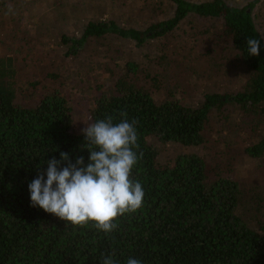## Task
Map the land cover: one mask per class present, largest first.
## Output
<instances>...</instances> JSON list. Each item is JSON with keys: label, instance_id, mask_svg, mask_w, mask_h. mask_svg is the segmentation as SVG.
Instances as JSON below:
<instances>
[{"label": "trees", "instance_id": "trees-1", "mask_svg": "<svg viewBox=\"0 0 264 264\" xmlns=\"http://www.w3.org/2000/svg\"><path fill=\"white\" fill-rule=\"evenodd\" d=\"M42 1L44 6L49 3ZM53 1L67 11L74 5L70 0ZM246 1L241 5L229 0H165L163 18L144 30L103 19L97 0L80 4L89 19L75 43L78 49L97 47L106 52L105 58L116 61L111 55L116 41L142 49L180 24L208 23L192 35L193 41L204 36L213 40L228 51L225 66L237 63L245 73L236 92L204 93L193 107L177 98L158 102L152 94L153 88L159 90L157 77L146 73L140 85L142 65L124 61L118 78L93 98L89 111L92 122L112 116L118 123L121 113L129 122L137 121L139 148L134 150L143 156L131 179L142 184L145 196L143 207L119 217L117 229L108 235L91 223L75 226L31 206L28 185L38 172L46 173L48 160H60L64 152L72 163L83 157L87 166L90 153L83 147L84 135L72 131L69 100L55 92L40 97L33 107L19 103L14 59L0 58V264H102L108 255L116 264H126L129 257L141 264H264V6L263 13L258 12L261 19L254 13L264 0ZM151 9L161 13V3L155 1ZM249 38L260 40L259 56L249 55ZM213 52L214 48L206 52L207 62L222 67ZM212 123L223 131L232 126L246 132L250 143L242 152L253 163L256 180L248 183L230 176L190 151L207 143ZM151 140L164 146L179 144L184 152L172 165H162ZM213 174L215 179L210 178Z\"/></svg>", "mask_w": 264, "mask_h": 264}, {"label": "rangeland", "instance_id": "rangeland-1", "mask_svg": "<svg viewBox=\"0 0 264 264\" xmlns=\"http://www.w3.org/2000/svg\"><path fill=\"white\" fill-rule=\"evenodd\" d=\"M97 1L102 5L103 19L111 17L117 24L136 30H144L162 19L167 7L165 0H148L147 5H144L145 0ZM155 1L161 3L159 14L151 9ZM186 1L201 3L206 0ZM229 1L241 5L247 2ZM70 2L74 5L67 11L53 0H49L47 6L43 5L42 0H0V58L7 56L14 59L21 86L17 97L19 103L33 107L40 97L55 92L69 100L73 107L72 131L76 135L82 134L81 129L87 123H92V120H88L93 98L99 93L103 94L109 88L110 81L118 78L119 67L125 60L142 65L145 71L138 73L140 85L144 84L146 73L149 77H157L156 87L159 90L153 88L152 94L158 102L177 98L185 105L196 107L204 93H234L245 79L244 69L237 63V67L225 66L229 54L226 50L224 53L222 46L217 47L213 40L205 36L193 41L192 35L204 31L210 25L208 23L180 24L167 35L147 42L142 49L116 41L115 52L111 54L116 61L105 58L106 52L97 47L91 50L92 47L83 44L78 49L75 43L89 17L80 8L83 0ZM259 5L254 13L261 19L258 12L263 13L264 3ZM94 7L97 10L98 4ZM63 37L67 38L66 46L62 44ZM212 48V55L219 58L222 67L212 66L210 59L207 62L206 52ZM64 53L68 55L64 56ZM99 61L101 65H97ZM114 66H117L115 72ZM210 71H214V74L210 75ZM211 125L206 133L207 143L190 151L203 157L208 166L219 165L230 176L235 175L248 183L256 180L258 176L251 169L253 163L242 152L243 146L250 143L246 132L232 126H226L223 131L220 124ZM151 144L157 150L162 165H172L174 159L184 152L179 144L164 146L152 140ZM221 169L215 170L222 172ZM210 178L215 179L216 175H210Z\"/></svg>", "mask_w": 264, "mask_h": 264}, {"label": "clouds", "instance_id": "clouds-1", "mask_svg": "<svg viewBox=\"0 0 264 264\" xmlns=\"http://www.w3.org/2000/svg\"><path fill=\"white\" fill-rule=\"evenodd\" d=\"M249 55L259 56L260 40H247ZM118 123L112 116L100 119L81 129L85 137L84 149L89 163L83 157L72 163L69 154L61 152L60 160L47 161V170L38 172L28 185L31 206L54 214L75 226L90 223L105 235L118 227V218L135 213L143 207L145 196L142 184L131 179L132 170L143 153L137 155L138 133L126 113ZM66 162V166H62ZM46 175V179H45ZM102 264H116L112 255L102 258ZM126 264H141L129 257Z\"/></svg>", "mask_w": 264, "mask_h": 264}]
</instances>
